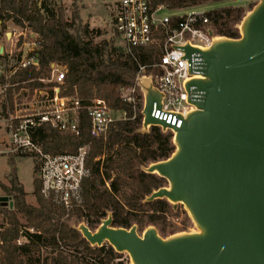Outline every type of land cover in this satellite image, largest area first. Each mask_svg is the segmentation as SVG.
Masks as SVG:
<instances>
[{
  "label": "trees",
  "instance_id": "trees-1",
  "mask_svg": "<svg viewBox=\"0 0 264 264\" xmlns=\"http://www.w3.org/2000/svg\"><path fill=\"white\" fill-rule=\"evenodd\" d=\"M231 1L236 0H150V3L153 8L165 5L170 11H181ZM206 15L215 35L240 37L238 26L246 16L242 8L220 6ZM0 22V35L8 24L26 33V38L21 37L14 49V58L25 41L35 39L39 60L38 67L25 68L11 76L0 74L4 117L15 113L16 104L21 105L27 96L32 98L36 90L54 86L43 83L51 79L53 64L67 69L62 96L78 98L83 105L102 99L113 110L124 111L128 116V120L117 122L99 138L90 135L86 112L80 115L79 137L50 126L37 129L36 139L49 154H75L80 148L87 149L88 174L69 211L58 202L55 193H43L40 160L9 154L10 186L0 183L10 199L7 207L0 204V215L5 220L0 225V264H126L122 260L124 254L116 253L109 245L91 247L77 230L81 223L96 230L110 214L115 228L130 229L136 225L141 233L154 226L164 238L181 232L171 220L184 211L175 209L166 200L146 202L167 181L147 174L144 169L173 155V135L159 127L142 132L141 107L135 111L122 95L136 86L141 67H145L147 75L152 73V66L159 62L160 45L128 52L107 40L98 42L100 31L76 26L68 21L63 8H53L47 1L37 6L34 0H0ZM7 58L5 53L0 55V60ZM19 157L34 161L35 205L27 203L28 194L17 178Z\"/></svg>",
  "mask_w": 264,
  "mask_h": 264
},
{
  "label": "water",
  "instance_id": "water-1",
  "mask_svg": "<svg viewBox=\"0 0 264 264\" xmlns=\"http://www.w3.org/2000/svg\"><path fill=\"white\" fill-rule=\"evenodd\" d=\"M240 37H216L199 53L203 75L186 84L200 93L180 128L154 117L164 95L143 77L142 132L174 133L173 155L145 168L167 181L146 199L182 206L196 231L162 237L154 226L113 227L110 214L92 231L77 227L92 247L109 245L131 264H264V0L238 26ZM156 109V110H155ZM6 201L5 198L0 199Z\"/></svg>",
  "mask_w": 264,
  "mask_h": 264
},
{
  "label": "built area",
  "instance_id": "built-area-1",
  "mask_svg": "<svg viewBox=\"0 0 264 264\" xmlns=\"http://www.w3.org/2000/svg\"><path fill=\"white\" fill-rule=\"evenodd\" d=\"M117 15L114 20L115 32L128 52L135 48L160 45L159 62L152 66V73L147 75L145 67L140 68L136 86L126 91L123 100L133 105L134 110L144 108V97L139 82L143 77H151L154 87L164 95L162 110L155 111L156 119L168 125L180 128L193 106L189 99L198 100L200 93L190 94L186 84L203 75V59L199 53L187 57V46L205 50L212 46L216 37L206 13L195 11L181 15L180 11H170L165 5L153 8L150 0H117ZM196 10L197 8H193ZM19 37L26 38L21 30ZM36 40L25 41L14 52L7 54V59L0 60V74L11 76L16 72L38 67ZM2 50L0 55H3ZM67 74L62 66L52 65V79L48 84L52 88H42L34 92L29 102L16 104L15 113L2 116L3 126L11 139V153L19 156H32L41 161L39 178L43 193H55L58 202L69 211L73 200L79 196L83 179L87 176L86 148H80L75 154L52 155L47 153L36 139L37 129L50 126L60 132L76 137L82 134L81 113L86 112L90 135L99 138L106 134L117 122L128 120L124 111L113 110L106 101L95 99L83 105L78 98L65 97L61 87ZM45 83V81H43ZM125 92V91H123ZM156 110V109H155ZM172 133L174 137V133Z\"/></svg>",
  "mask_w": 264,
  "mask_h": 264
},
{
  "label": "rangeland",
  "instance_id": "rangeland-1",
  "mask_svg": "<svg viewBox=\"0 0 264 264\" xmlns=\"http://www.w3.org/2000/svg\"><path fill=\"white\" fill-rule=\"evenodd\" d=\"M44 1H47V3L53 8H63L68 21L74 22L76 26H87L90 30L100 31L102 36L97 38L96 41L99 42L101 40H107L111 42L115 47H124V44L115 32L114 20L117 15V0H34V4L39 6ZM258 2L259 0H236L222 5L203 6L197 8L196 10H194L193 8H187L181 10L180 14L187 15L195 11L209 12L220 6H233L235 8H242L245 11V14L247 15L258 4ZM20 33V28L14 27L12 24H8L7 30L0 35V54L1 50H3L5 54H10L14 52V49L20 40ZM50 80L53 81L52 77ZM48 81L49 80H46L44 84H48ZM126 91L128 90L122 92L123 96L127 94ZM2 98L3 90L0 88V119H2L3 116L1 106ZM27 102H29V100L25 98L23 103ZM6 142H8V139H0V183L6 186H10L9 176L11 174V167L8 164L10 156L7 153L4 154L1 152L2 150L6 151V147L4 146L5 144H7ZM16 169L17 178L19 182L23 185L25 192L28 194L26 199L27 203L35 205L36 199L33 196V182L35 177L33 159L26 157L17 158ZM165 187H167V185ZM1 198H5L6 201L1 202L0 204L3 207H7L9 205L10 199L0 188V199ZM178 208L184 212H182L179 217L173 218L171 222L173 225L181 229V232L179 233L196 231V228L190 220L185 209L182 206H179ZM186 219L189 221L188 224H186L185 222ZM74 222L75 221H73L72 223ZM4 223L5 220L3 216L0 215V225H3ZM185 226H187V228ZM122 260L126 264H131L130 258L126 254H124Z\"/></svg>",
  "mask_w": 264,
  "mask_h": 264
},
{
  "label": "crops",
  "instance_id": "crops-1",
  "mask_svg": "<svg viewBox=\"0 0 264 264\" xmlns=\"http://www.w3.org/2000/svg\"><path fill=\"white\" fill-rule=\"evenodd\" d=\"M0 27H1V22H0ZM1 31V30H0ZM2 52V50H1ZM0 139H8V142H6L7 144H5L4 146L6 147V151H1L4 154H10L11 150H12V145H11V141H10V136L7 133V131L5 130V128L3 126H0Z\"/></svg>",
  "mask_w": 264,
  "mask_h": 264
},
{
  "label": "flooded vegetation",
  "instance_id": "flooded-vegetation-1",
  "mask_svg": "<svg viewBox=\"0 0 264 264\" xmlns=\"http://www.w3.org/2000/svg\"><path fill=\"white\" fill-rule=\"evenodd\" d=\"M91 230V229H90ZM92 231H95V230H92ZM90 245V244H89ZM107 245V244H106ZM92 247V246H91Z\"/></svg>",
  "mask_w": 264,
  "mask_h": 264
}]
</instances>
